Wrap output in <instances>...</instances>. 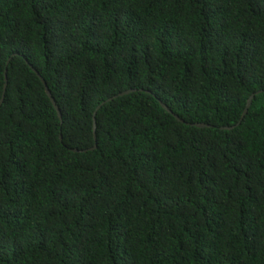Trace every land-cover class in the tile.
<instances>
[{"label":"trees","instance_id":"16d2710c","mask_svg":"<svg viewBox=\"0 0 264 264\" xmlns=\"http://www.w3.org/2000/svg\"><path fill=\"white\" fill-rule=\"evenodd\" d=\"M5 71L0 264H264V0H0Z\"/></svg>","mask_w":264,"mask_h":264},{"label":"water","instance_id":"95a60500","mask_svg":"<svg viewBox=\"0 0 264 264\" xmlns=\"http://www.w3.org/2000/svg\"><path fill=\"white\" fill-rule=\"evenodd\" d=\"M33 70H34V71L36 72V74L39 76L41 82H42L43 85H44V88H45V92H46V94L48 95V97H49L51 103L53 104L54 108L56 109L59 118H61V113H60L59 107H58L56 101L54 100V98H53V96H52L50 90L48 89V87H47V85H46L44 79L40 76V74H39L35 69H33ZM6 83H7V74H6V71H5V74H4V85H3V90H2V94H1V98H0V104H1V102H2V100H3V97H4V92H5V88H6ZM131 91H134V89L124 90V91H122V92H120V93H118V94H116V95H114V96H112V97H109L107 100H110V99L116 98V97H118V96H122V95L127 94V93H129V92H131ZM148 92L151 93L150 91H148ZM253 96H254V93L250 94V96L248 97V99H247V101H246V104H245L244 111H243V113H242V117L245 115V113H246L248 107L250 106V103H251V100H252ZM159 102H160V104L162 105V107H163L165 110H167L169 113H172L171 110L167 107L166 104H164L162 101H159ZM98 107H99V106H98ZM173 115L175 116V118H176L177 120L182 121V119H181L180 117H178L176 114H173ZM193 125H195V126H197V127H205V126H206V127H209V124H204V123H196V124H193ZM233 127H234V126H224V127H221V128H222V129H231V128H233ZM93 132H94L93 135H94V139H95V117H93ZM95 148H96V144L94 143L93 146H91V147L88 148V149H89V150H92V149H95ZM86 150H87V149H85V150H83V151H86ZM73 151H78V150L73 149Z\"/></svg>","mask_w":264,"mask_h":264}]
</instances>
